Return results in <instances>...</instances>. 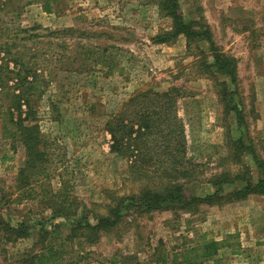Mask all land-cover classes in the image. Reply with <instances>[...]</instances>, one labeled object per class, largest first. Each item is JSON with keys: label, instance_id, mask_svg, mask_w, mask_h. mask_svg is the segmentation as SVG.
I'll list each match as a JSON object with an SVG mask.
<instances>
[{"label": "rangeland", "instance_id": "obj_1", "mask_svg": "<svg viewBox=\"0 0 264 264\" xmlns=\"http://www.w3.org/2000/svg\"><path fill=\"white\" fill-rule=\"evenodd\" d=\"M1 1L8 3L0 10L3 31L35 26L36 43L21 41L18 49L28 64L36 61V72L48 75L27 84L47 158L30 188L14 179L26 160L24 148L13 130L0 125V215L28 228L16 239H7L10 233L0 229V264H32L24 260L41 246L40 224L55 232L57 244L81 215L95 222L107 213L103 204L112 194L125 199L140 191L148 175L155 176L131 174V159L110 150L105 129L108 118L138 92L178 87L183 94L178 114L188 157L197 164L194 179L181 178L188 191L212 192L215 173L257 179L258 159L264 160V0H176L188 34L172 32L174 20L162 0H51L50 12L43 0ZM57 31L63 33L47 35ZM165 32L167 41L160 42L157 37ZM30 46L39 50L34 59ZM215 52L236 59V86L209 66ZM161 182L158 178L155 184ZM51 188L61 191L58 199L76 215L52 213L45 204ZM122 212L117 226L94 242L81 236L82 230L66 239L61 264L81 256L76 264H186L183 253L210 239H223L225 245L201 264H264V195L216 199L175 214L170 209L140 212L134 206ZM160 253L164 261L155 260Z\"/></svg>", "mask_w": 264, "mask_h": 264}, {"label": "trees", "instance_id": "obj_2", "mask_svg": "<svg viewBox=\"0 0 264 264\" xmlns=\"http://www.w3.org/2000/svg\"><path fill=\"white\" fill-rule=\"evenodd\" d=\"M50 1L43 0V8L47 12H50L51 9ZM7 6L6 1L0 2V10ZM161 6L167 15L174 20L172 32L177 34L180 31H186L188 34L189 32L185 30L186 25H183L182 17L176 10V0H162ZM4 33L7 36L5 40L0 41V125L3 130L8 132L13 130L12 136L18 139L24 148L26 160L14 179L22 188L27 186L30 188L31 184L37 181L36 178L40 176L41 172L45 171L47 158L36 116L37 110L32 98L33 93L27 89V84L39 79L38 76L43 79L44 75L47 76L48 74L36 72V61H31L28 64L29 60H23V53L18 49L21 41L35 42L34 38L40 35L35 32V26H11L6 27L5 31L0 26V37ZM59 33H63V31L48 33L47 35ZM167 35L169 34L165 32L159 35L157 39L160 42L167 41ZM22 46L26 48L28 45ZM30 51L33 59L36 58L39 50L30 46L28 48L29 54ZM209 66L216 67L220 73L228 75L231 82L237 83L235 58L215 52L213 61ZM235 90L236 88L227 90L225 95H230ZM182 96L183 94H180L178 87H171L164 91L146 90L138 92L123 102L120 110L115 114L113 113L105 124V129L111 137L110 150L131 159L129 165L131 174H139V171L142 173L154 172L155 176L148 175L149 180L142 184L140 191L125 199H123L124 197L115 199V193L112 194L110 201L103 204L107 213L96 216L95 222L92 223L88 216L81 215V219L72 224V234L70 232L64 238H60L57 244L53 243L55 232L40 224L38 242L41 246L35 253L27 254L24 262L32 264L34 262L37 264H61L65 262L63 252H65L66 239L76 237L77 230H82L81 236L91 242L96 241L99 233L111 231L117 226L123 213L122 209L129 207L133 208L134 206L140 212L170 209L175 214L177 210H191L200 203H213L216 199L235 201L245 199L251 194L264 195V160L262 159H258L261 170L257 174V179L246 181V179H241L238 176L229 179L224 174L215 173L212 177L215 178L214 185L212 184L214 188L212 192L200 196L187 190L185 182L181 178H186L187 181L194 179L190 177L192 172L196 170L197 164L188 157L187 135L183 119L178 114L179 101ZM229 102L231 103L230 100ZM229 109H232V106ZM240 111L239 109L235 110L239 125L242 121ZM245 148L248 150L247 147ZM248 151L253 158H257L252 148ZM158 178L164 182L156 185L155 182ZM226 186H230V188L226 190ZM59 192L61 191H54L52 188L49 190L51 198L45 202L46 206L51 208L52 213L65 218L76 215V212L67 210L69 205L65 199H58ZM57 227L58 225H54V228ZM0 229L10 233L7 239H11L12 236V239L24 237L28 233L27 225L24 222L11 223L4 220L1 215ZM226 236L232 235L227 234ZM224 245L225 240L223 239L203 240L186 250L182 259L186 264H201L203 258L211 259ZM131 257L122 256L124 259ZM165 258L166 255L160 253L155 260L164 261ZM82 259L81 256L76 261L68 260V262L76 264Z\"/></svg>", "mask_w": 264, "mask_h": 264}]
</instances>
